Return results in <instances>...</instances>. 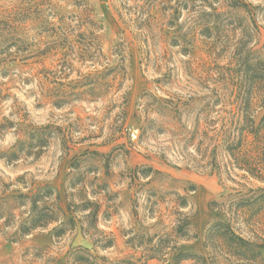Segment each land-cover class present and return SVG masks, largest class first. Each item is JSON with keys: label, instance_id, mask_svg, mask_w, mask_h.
Returning a JSON list of instances; mask_svg holds the SVG:
<instances>
[{"label": "rangeland", "instance_id": "1", "mask_svg": "<svg viewBox=\"0 0 264 264\" xmlns=\"http://www.w3.org/2000/svg\"><path fill=\"white\" fill-rule=\"evenodd\" d=\"M187 1L177 22L186 39L192 37L184 47L180 39L168 40L159 25L176 0L148 12L141 0H0V264H51L49 257L64 263L70 243L92 247L105 237L112 245L95 247L100 264L136 258L142 250L134 251L131 241L170 233L177 194L187 197L182 210L193 215L179 247L202 251V232L212 217L208 203L234 183L226 179L221 152L201 167L191 161L194 147L161 128L163 117L150 108V95L179 103L194 99L179 107L174 127L191 129L197 115L217 116L222 101L216 112L203 106L238 93L239 37L264 57V20L258 13L251 24L245 11L229 10L221 0L225 15L204 37L191 26V9L201 2ZM138 167L152 172L133 178ZM43 184L58 194L65 218L81 220L74 232L56 239L58 222H52L17 233L32 214L29 199L20 195ZM81 198L97 203L92 236L79 230L88 225L87 211H65L68 201Z\"/></svg>", "mask_w": 264, "mask_h": 264}, {"label": "trees", "instance_id": "2", "mask_svg": "<svg viewBox=\"0 0 264 264\" xmlns=\"http://www.w3.org/2000/svg\"><path fill=\"white\" fill-rule=\"evenodd\" d=\"M141 1L146 3L144 10L148 12L157 8L156 4H167L168 0L158 1L159 3L156 0ZM187 2V0H176L173 5H166L165 8L171 10V13L168 15L165 13L159 23L168 40L174 44L180 39L184 42V47L191 44L192 37L186 39V34L181 31L177 22ZM200 2L196 5V9H191V14H194L191 26L193 33L209 37L213 30L218 29L225 12L218 7L221 0H200ZM222 2L229 10L245 11L251 24H255L254 15L258 13L264 20V2L253 6L241 0H222ZM153 12L146 20L154 17L157 9ZM244 39L245 36L242 35L237 41V45H240L238 48L242 51L238 93L232 99L224 101L216 99L206 102L203 106L204 110L209 111L210 108L214 110L217 101H222L221 105L224 106L216 110L217 116L207 115L208 117L200 119L197 115L191 129L174 127L173 118L179 113V107L189 105L194 99L190 97L179 103L170 97L150 95V108L160 112L163 117L161 128L166 133L172 130L173 135H176L185 147L192 145L195 154L199 155V159H196L195 154L194 156L190 154L191 161L201 167L199 162L205 159L206 163L208 159L215 160L218 151L221 152L226 160V179L234 183V186L229 187L218 200L208 203L212 217L202 232V251L182 250L179 247L177 239L189 236L193 215L182 210L188 206L187 197L177 194L171 212L174 217L170 233L155 237L154 241L152 236L142 235L140 241L136 243L131 241L134 251L141 248V255L136 258L128 257L113 264H145L151 259H159L165 264H180L183 261H190V264H264V227L263 231L259 229L260 224L264 226V221H260L264 220V57L246 47L247 41ZM166 124L171 129L163 127ZM131 172L133 178L138 173L147 177L152 172V168L138 167ZM153 172L159 173L156 170ZM68 187L71 190L74 188L72 184ZM82 189L83 186L78 188V194L82 193ZM67 195L72 196L75 193L66 192ZM20 196L29 199L32 214L19 224L17 229L19 234L30 233L37 227L58 222V225L52 228V236L57 239L74 232L77 229V222L81 223L80 219L75 220L74 215L65 218L64 210L58 205L59 196L51 185H39L32 195ZM42 199L47 201H43L42 206H39V201ZM96 208L97 203L88 198H81L79 202L68 201L65 211L76 214L87 211L83 218L88 225L86 227L80 225L79 230L82 235L92 236L98 231L93 225ZM93 241L92 247L70 243L64 263L56 257H49L48 261L51 264H100L99 261L103 258L98 255L95 247L108 248L112 245V240L105 237L101 241Z\"/></svg>", "mask_w": 264, "mask_h": 264}]
</instances>
